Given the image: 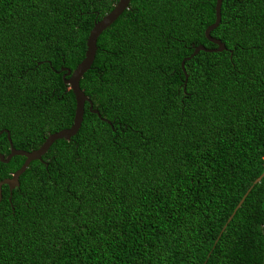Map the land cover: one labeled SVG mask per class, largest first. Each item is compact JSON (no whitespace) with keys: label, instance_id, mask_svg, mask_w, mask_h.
Instances as JSON below:
<instances>
[{"label":"trees","instance_id":"16d2710c","mask_svg":"<svg viewBox=\"0 0 264 264\" xmlns=\"http://www.w3.org/2000/svg\"><path fill=\"white\" fill-rule=\"evenodd\" d=\"M116 2L0 0V131L14 149L71 125L60 68ZM214 5L130 0L98 36L79 88L100 117L84 103L77 133L1 187L0 264L262 263L264 0H221L209 35L225 50L184 61V82L180 62L215 48ZM23 160L0 163V181Z\"/></svg>","mask_w":264,"mask_h":264},{"label":"water","instance_id":"95a60500","mask_svg":"<svg viewBox=\"0 0 264 264\" xmlns=\"http://www.w3.org/2000/svg\"><path fill=\"white\" fill-rule=\"evenodd\" d=\"M129 1L130 0H117L116 4L114 5L111 11L105 14L100 20L93 22L92 28L90 29L87 35L86 41H85V51L83 54V58L75 66V68L72 71H70L67 68H60V71L63 72V74L61 75L62 83L68 90L71 91L73 98H74V102H75L71 125L66 129H62L52 134H49L44 139L43 143L37 149L32 150L30 152H25L22 150L14 149L10 142L8 132L6 130L0 131V134L2 132L5 133L6 139L8 142V147H9V152L5 157L0 154V163L7 164L9 160L15 156L24 158L23 163L21 164L19 169H17L9 178H6L0 181V190L2 186H6L9 192L13 190L14 188H16L18 186L19 176L26 170L30 162L40 161L41 156L44 155V153L48 150V148L54 141L56 140L69 141L70 138L77 133L78 129L80 128L81 122H82L84 103L88 105V111L90 113L95 114L97 117H100L97 110L92 108V103L90 102V100L80 90L79 80L82 78L84 73L89 70L93 62L94 55L96 52V40L98 36L120 16V14L127 8ZM220 5H221V0H215L214 21L211 25L207 26L203 32L205 39L209 43L213 44L215 48L206 49L201 45L196 46L193 48L192 53L180 62V68L184 74V82L186 81V74L183 68L184 61L189 60L192 56H194L199 51L209 52V53H218V52H222L225 50L224 45L219 40L214 39L210 37L209 35L210 32L214 30L220 22ZM100 120L105 121L102 118H100ZM105 122L109 124L108 121H105ZM261 178H264V168H263L262 173L252 182V186L257 184L261 180ZM249 190L250 188L246 191V193L242 196V198L236 204L231 215L226 220L225 225L229 222V220L233 216L236 209L239 208V206L241 205L242 201L244 200ZM225 225L222 227L221 232L223 231ZM262 246H263V255H262L261 264H264V228H263Z\"/></svg>","mask_w":264,"mask_h":264}]
</instances>
